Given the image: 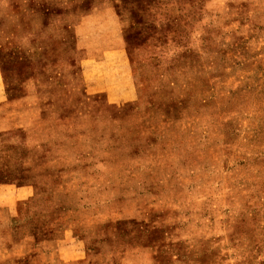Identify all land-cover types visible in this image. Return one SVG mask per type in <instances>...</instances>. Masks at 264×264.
Masks as SVG:
<instances>
[{
	"label": "rangeland",
	"instance_id": "1",
	"mask_svg": "<svg viewBox=\"0 0 264 264\" xmlns=\"http://www.w3.org/2000/svg\"><path fill=\"white\" fill-rule=\"evenodd\" d=\"M28 92L0 264H264V0H0V103Z\"/></svg>",
	"mask_w": 264,
	"mask_h": 264
},
{
	"label": "crops",
	"instance_id": "2",
	"mask_svg": "<svg viewBox=\"0 0 264 264\" xmlns=\"http://www.w3.org/2000/svg\"><path fill=\"white\" fill-rule=\"evenodd\" d=\"M105 16L109 18L107 19L109 22L107 29H105L104 26L94 29L91 23L96 20H99L100 22ZM87 21L90 22H88V31L85 35L83 33L82 27L86 26ZM96 30H98L97 33ZM101 31H104V34H101ZM76 32L78 35V45L81 44L79 47L84 50L86 57L91 61H97L101 59L107 52L116 51L122 48V37L117 29V18L115 12L110 7L96 9L87 14L76 26ZM99 33L101 34L100 36H98ZM81 36H84L86 39L83 43H80L79 41ZM91 36H95V38L92 40L88 39V37ZM87 42L89 43L87 44ZM35 112L36 103L31 98L30 92L24 94L21 97L11 98L0 103V133L10 130H17L28 126L36 119L37 115ZM2 119H9L6 120L8 124L6 125L4 121L2 122Z\"/></svg>",
	"mask_w": 264,
	"mask_h": 264
},
{
	"label": "bare ground",
	"instance_id": "3",
	"mask_svg": "<svg viewBox=\"0 0 264 264\" xmlns=\"http://www.w3.org/2000/svg\"><path fill=\"white\" fill-rule=\"evenodd\" d=\"M109 19V18H108ZM112 22V21H111ZM108 23V22H107ZM114 24V23H113ZM111 25V24H110ZM112 27V26H111ZM113 29V28H112ZM110 30V29H109ZM112 31V30H111ZM110 31V32H111ZM107 32V31H106ZM113 33V32H112ZM114 35V34H113ZM110 36V35H109ZM119 36V35H118ZM105 37V36H104ZM109 38V37H108ZM112 38V37H111ZM118 40V39H117ZM106 41V40H105ZM109 41V40H108ZM120 41V40H119ZM104 43V42H103Z\"/></svg>",
	"mask_w": 264,
	"mask_h": 264
}]
</instances>
